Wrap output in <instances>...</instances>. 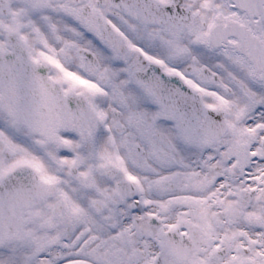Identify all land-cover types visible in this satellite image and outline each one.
I'll list each match as a JSON object with an SVG mask.
<instances>
[{"label": "snow or ice", "instance_id": "snow-or-ice-1", "mask_svg": "<svg viewBox=\"0 0 264 264\" xmlns=\"http://www.w3.org/2000/svg\"><path fill=\"white\" fill-rule=\"evenodd\" d=\"M0 264H264V0H0Z\"/></svg>", "mask_w": 264, "mask_h": 264}]
</instances>
